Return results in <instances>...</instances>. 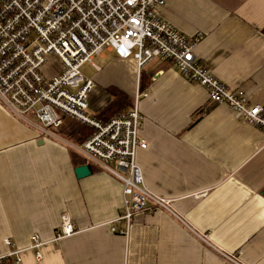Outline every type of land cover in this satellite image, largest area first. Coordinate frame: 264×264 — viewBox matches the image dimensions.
<instances>
[{
  "label": "crops",
  "instance_id": "crops-1",
  "mask_svg": "<svg viewBox=\"0 0 264 264\" xmlns=\"http://www.w3.org/2000/svg\"><path fill=\"white\" fill-rule=\"evenodd\" d=\"M159 15L185 35L203 32L197 57L264 107V0H165ZM97 63L91 112L111 103L110 87L134 105L141 95L140 136L149 145L137 155L144 185L172 201L210 243L157 208L137 215L128 237L112 233L123 185L74 148L83 144V133L71 127L76 121L48 135L0 102V257L25 250L23 264H264V130L210 101L168 61L140 72L133 59L107 52ZM83 166L90 174L79 178ZM64 215L78 233L53 242ZM34 235L47 243L42 261L27 250Z\"/></svg>",
  "mask_w": 264,
  "mask_h": 264
},
{
  "label": "built area",
  "instance_id": "built-area-1",
  "mask_svg": "<svg viewBox=\"0 0 264 264\" xmlns=\"http://www.w3.org/2000/svg\"><path fill=\"white\" fill-rule=\"evenodd\" d=\"M165 0H0V102L17 118L52 135L66 119L90 128L92 135L80 154L123 185V213L110 225L112 233L128 237L137 215L162 210L195 231L172 201L151 193L137 162L149 145L140 136L143 116L135 105L108 122L91 112L89 97L95 81L82 68L101 71L97 59L112 52L120 60L133 59L141 72L157 60L168 61L181 75L204 87L210 101L229 106L244 122L264 130V107L253 105L246 92L231 89L197 57L205 34L185 35L159 15ZM124 223L119 229L116 224ZM78 233L64 215L53 242ZM195 233L210 243L208 235ZM8 246L13 243L6 241ZM47 243L34 235L27 250L44 256ZM0 257V264H23L21 253ZM236 261L234 256H227Z\"/></svg>",
  "mask_w": 264,
  "mask_h": 264
},
{
  "label": "trees",
  "instance_id": "trees-1",
  "mask_svg": "<svg viewBox=\"0 0 264 264\" xmlns=\"http://www.w3.org/2000/svg\"><path fill=\"white\" fill-rule=\"evenodd\" d=\"M108 91L112 95V101L102 113L97 115V118L103 122L110 121L122 111L134 106V100H132L128 95L116 87H110ZM75 123L76 122L72 123L71 127L72 129L74 128L78 133H83L82 143H84L92 135L93 131L86 126L75 125Z\"/></svg>",
  "mask_w": 264,
  "mask_h": 264
},
{
  "label": "rangeland",
  "instance_id": "rangeland-1",
  "mask_svg": "<svg viewBox=\"0 0 264 264\" xmlns=\"http://www.w3.org/2000/svg\"><path fill=\"white\" fill-rule=\"evenodd\" d=\"M82 72L84 73V75L87 78H91V79H94L98 75V73L95 72V70L93 69V67L90 64L85 65L82 68Z\"/></svg>",
  "mask_w": 264,
  "mask_h": 264
},
{
  "label": "water",
  "instance_id": "water-1",
  "mask_svg": "<svg viewBox=\"0 0 264 264\" xmlns=\"http://www.w3.org/2000/svg\"><path fill=\"white\" fill-rule=\"evenodd\" d=\"M76 173L79 178L85 177L90 174V170L88 166L80 167L76 170Z\"/></svg>",
  "mask_w": 264,
  "mask_h": 264
}]
</instances>
